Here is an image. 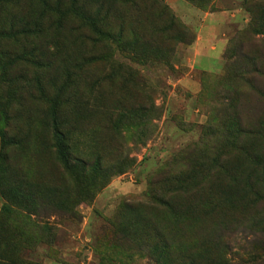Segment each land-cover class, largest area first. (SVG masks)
I'll list each match as a JSON object with an SVG mask.
<instances>
[{
  "label": "rangeland",
  "instance_id": "374dc122",
  "mask_svg": "<svg viewBox=\"0 0 264 264\" xmlns=\"http://www.w3.org/2000/svg\"><path fill=\"white\" fill-rule=\"evenodd\" d=\"M0 235L12 264H260L264 0H0Z\"/></svg>",
  "mask_w": 264,
  "mask_h": 264
},
{
  "label": "trees",
  "instance_id": "16d2710c",
  "mask_svg": "<svg viewBox=\"0 0 264 264\" xmlns=\"http://www.w3.org/2000/svg\"><path fill=\"white\" fill-rule=\"evenodd\" d=\"M51 124H50V128H51V133H52V137L54 140V152L53 155L59 165V168L63 171V173L65 174H69V175H75L78 178H81L82 180H88L90 178V175L93 173V167L91 168L90 166H88V164L86 165L84 162H81L80 160L74 158L71 156V154L69 153L65 141H64V137L61 134V132L58 129V125H57V121H56V116H55V110L52 109L51 110ZM89 168H91V170H89ZM12 204L14 205H18L16 202V193L12 194ZM23 206H25V204H22ZM51 205H58V204H53L51 203ZM59 208L61 210H64V206L63 205H58ZM55 210L52 206L49 207V209ZM56 211V210H55ZM65 211V210H64ZM67 212V211H65ZM9 243L11 241H8ZM12 246V242L10 243ZM15 250L16 247L13 246ZM261 249L264 252V240L262 241L261 244ZM162 248L159 249H155V255H156V264H176V261H167L168 259L166 258V256L163 254V252H161ZM18 251V250H17ZM14 252L13 248L9 247L7 243H5V240L3 239V237H1L0 235V264H12V256L11 254ZM185 259H187V264H195V260L192 259L191 257H181L178 260V264H183L185 262ZM12 262V263H11ZM260 264H264V259L262 260V262Z\"/></svg>",
  "mask_w": 264,
  "mask_h": 264
},
{
  "label": "crops",
  "instance_id": "0c3cea01",
  "mask_svg": "<svg viewBox=\"0 0 264 264\" xmlns=\"http://www.w3.org/2000/svg\"><path fill=\"white\" fill-rule=\"evenodd\" d=\"M218 23V18H215V16H206L203 23L198 27L195 42L189 50L192 63L204 72H216V70L212 71V67L209 66L213 59L217 66H222V53L225 46L222 43L223 48L221 44L220 47H217ZM198 60L205 61V65L201 66Z\"/></svg>",
  "mask_w": 264,
  "mask_h": 264
}]
</instances>
